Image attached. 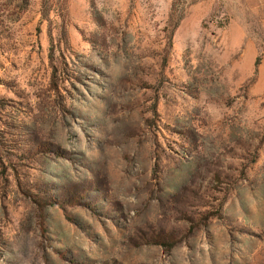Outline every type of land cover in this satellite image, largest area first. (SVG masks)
Instances as JSON below:
<instances>
[{
	"label": "rangeland",
	"instance_id": "obj_1",
	"mask_svg": "<svg viewBox=\"0 0 264 264\" xmlns=\"http://www.w3.org/2000/svg\"><path fill=\"white\" fill-rule=\"evenodd\" d=\"M0 264H264V0H0Z\"/></svg>",
	"mask_w": 264,
	"mask_h": 264
},
{
	"label": "trees",
	"instance_id": "obj_2",
	"mask_svg": "<svg viewBox=\"0 0 264 264\" xmlns=\"http://www.w3.org/2000/svg\"><path fill=\"white\" fill-rule=\"evenodd\" d=\"M261 58L258 56L255 61V65L258 66L260 64Z\"/></svg>",
	"mask_w": 264,
	"mask_h": 264
}]
</instances>
